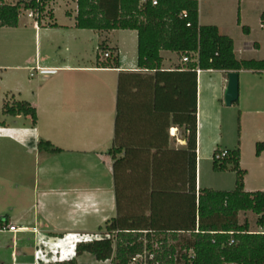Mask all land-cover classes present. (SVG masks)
<instances>
[{
    "label": "trees",
    "instance_id": "obj_1",
    "mask_svg": "<svg viewBox=\"0 0 264 264\" xmlns=\"http://www.w3.org/2000/svg\"><path fill=\"white\" fill-rule=\"evenodd\" d=\"M77 0L81 30L138 32V66L145 73L121 74L118 82L114 160L117 214L106 222L100 240L80 243L76 256L92 255L112 264H264V234H254L239 214L252 212L264 228V192H246L240 149L227 151L216 172L233 171V191H197V69L227 73L264 72L263 61H240L234 41L216 26H200L199 0ZM49 0H0V28H17L26 11L52 19ZM264 21V13L261 16ZM246 35L249 28L244 27ZM99 51L108 48L101 45ZM187 56L183 71L164 72L161 52ZM119 68L118 57L99 62ZM3 115L24 116L37 124L27 102L7 100ZM171 127L186 131L183 150L169 148ZM40 151L60 152L41 141ZM264 142L256 144V155ZM123 157L118 158L119 155ZM0 219V228L7 226ZM103 230V228H100ZM136 259V262H134ZM59 264H79L71 259Z\"/></svg>",
    "mask_w": 264,
    "mask_h": 264
},
{
    "label": "crops",
    "instance_id": "obj_2",
    "mask_svg": "<svg viewBox=\"0 0 264 264\" xmlns=\"http://www.w3.org/2000/svg\"><path fill=\"white\" fill-rule=\"evenodd\" d=\"M73 1L76 8L66 13V23L56 22L52 0L47 8L52 19L45 17L39 24L28 18L35 30L36 54L23 67H8L31 72L32 78V73L38 74L36 79L30 80V92L25 97L19 89L11 90L5 94L0 106L4 118H0V219L7 218L8 225L20 229L17 234L0 233V264H46L74 258L80 264L82 256H76L78 239L90 233L91 222L101 219L106 224L117 214L114 160L109 151L115 137L119 77L121 74L147 73L138 66L137 31L78 29V5L77 0ZM263 13L264 0H199L200 26H216L222 35L231 38L240 61H250L245 54L251 51L258 56L252 60H264L263 45L260 40L254 41L251 23L255 22L257 29L264 33ZM244 27L249 28L248 35L244 33ZM20 29L21 17L17 28H0L9 33H17ZM234 29L240 31L239 42L243 37L247 38L243 48L231 33ZM103 44L108 48L105 53H109L110 58L105 59V53L99 51ZM116 57L119 59L118 69L98 65V58L99 62H105ZM161 57L164 72L184 70L185 64L178 54L162 51ZM2 68L4 66H0V70ZM47 69H56V72H40ZM201 71L200 75L197 74V191H225L202 185V163L212 162L211 156L203 155L205 123L213 167L217 150L239 148L240 167L246 172L245 191L264 192V152L256 155V144L264 139L254 141L249 157L243 140L233 149H221L218 143L215 144L214 131L219 128V123L212 112L204 116L202 75H223L222 92H225L229 73ZM242 73L264 78V72L240 71L239 76ZM261 94L263 96H258L264 98V92ZM7 100L29 103L36 110L37 124L33 126L30 117L3 115ZM211 105H215L213 101ZM258 113L262 115L264 112ZM169 136L170 149L186 148L184 129L171 127ZM41 141L50 142L61 151H40L38 144ZM123 156L121 154L118 158ZM225 173L235 175L231 170ZM235 184L234 179L232 185ZM251 216L249 212L240 213L239 221L242 224L249 219L252 230ZM254 217L256 226L258 217L255 214ZM37 256L43 258L37 260ZM60 256L63 259L58 261Z\"/></svg>",
    "mask_w": 264,
    "mask_h": 264
},
{
    "label": "rangeland",
    "instance_id": "obj_3",
    "mask_svg": "<svg viewBox=\"0 0 264 264\" xmlns=\"http://www.w3.org/2000/svg\"><path fill=\"white\" fill-rule=\"evenodd\" d=\"M11 1L7 0V3H11ZM52 8L56 15V22L62 24L68 22L66 13L76 8V4H74L73 0H52ZM23 15L21 16V29L17 33L0 30V66H4L0 70V106L5 94L11 90L19 89L25 97L30 92V80L36 79L35 76L38 74L36 72L32 73L34 75V78H32L31 72L24 70L16 71V69L8 68L11 66L23 67L24 63L36 54L35 30L28 23V13H23ZM251 23L254 28L253 39L254 41L260 40L264 50V33L257 29L255 22ZM231 33L239 42L240 37L238 33L240 34V31L234 29ZM242 40L238 44L243 48L247 42V38L243 37ZM246 53L245 57L249 60L258 57L252 51ZM222 76L219 73L212 75L205 73L202 75L204 116L208 112H212L215 120L219 123V128L214 131L215 144L218 143L221 149L226 147L233 149L243 140L246 156L249 157L254 141L264 139V113L262 115L258 113V111L264 112V98L259 97L263 96L261 93L264 92V78L250 73H242L239 81V100L231 107H227L225 104V92H222L224 82ZM212 101L215 104L214 106L211 105ZM0 116L1 119H4L1 112ZM206 135L207 127L204 123L203 155L204 157L211 156L212 162L203 161L202 163V185L203 187L215 188L217 190L233 191L235 186L232 185V182L234 179L236 180V175L225 172H223L225 174H222V172L214 170L213 153L212 149L207 148ZM249 213L252 215L250 218V223L253 226L251 231H261V228L255 226L254 213ZM242 220L244 221V219ZM247 220L249 221V219ZM104 224L101 219L91 222L88 229L90 233L85 237L92 241L94 239H101L106 232L105 230H103L104 232L100 231L99 227L104 226ZM79 262L80 264H112L111 261L98 262L90 254H84Z\"/></svg>",
    "mask_w": 264,
    "mask_h": 264
},
{
    "label": "built area",
    "instance_id": "obj_4",
    "mask_svg": "<svg viewBox=\"0 0 264 264\" xmlns=\"http://www.w3.org/2000/svg\"><path fill=\"white\" fill-rule=\"evenodd\" d=\"M143 2H151L153 6H156L157 5V0H144ZM24 13H28V18L32 19V20H37V18L39 17V14L37 12H33V11H26ZM104 58L107 59V58H110V54L109 53H105L104 54ZM182 61L184 64L188 63L189 62V58L187 56H184L182 58ZM40 72L42 73H55L56 72V69H47V70H40ZM197 74L200 75L201 74V70L200 69H197ZM228 155L227 151H222L220 153H218L215 157L216 160L220 161L224 158H226ZM20 229L16 226H12V225H7V226H4L2 228H0V233H12V234H17L19 233ZM254 234H264V228L259 231V232H253ZM103 238V237H102ZM101 238V239H102ZM94 240H100V239H94ZM78 241H80V243H88V242H92V240H89L87 239V237H82L81 239H78ZM77 247V246H76ZM43 258V256H37V260H41ZM63 257L60 256L59 260H62ZM71 260V259H70ZM64 262V261H63ZM134 262H136V259H134ZM39 263V262H38ZM37 263V264H38ZM59 263H62V262H54V263H47L46 264H59Z\"/></svg>",
    "mask_w": 264,
    "mask_h": 264
},
{
    "label": "water",
    "instance_id": "obj_5",
    "mask_svg": "<svg viewBox=\"0 0 264 264\" xmlns=\"http://www.w3.org/2000/svg\"><path fill=\"white\" fill-rule=\"evenodd\" d=\"M239 81L240 76L238 72H231L228 75V85L225 90V104L231 107L239 100Z\"/></svg>",
    "mask_w": 264,
    "mask_h": 264
}]
</instances>
